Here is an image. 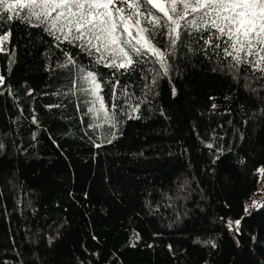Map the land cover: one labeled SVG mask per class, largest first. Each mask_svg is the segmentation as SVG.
<instances>
[{"label": "trees", "instance_id": "trees-1", "mask_svg": "<svg viewBox=\"0 0 264 264\" xmlns=\"http://www.w3.org/2000/svg\"><path fill=\"white\" fill-rule=\"evenodd\" d=\"M203 48L178 42L151 104L109 144L88 127L85 98L67 94L78 68L60 67L64 50L103 77L109 102L116 76L142 95L159 65L114 76L42 28L12 25L0 52V264H264V208L244 212L264 202V81L233 79ZM241 217L236 237L226 221Z\"/></svg>", "mask_w": 264, "mask_h": 264}, {"label": "snow or ice", "instance_id": "snow-or-ice-1", "mask_svg": "<svg viewBox=\"0 0 264 264\" xmlns=\"http://www.w3.org/2000/svg\"><path fill=\"white\" fill-rule=\"evenodd\" d=\"M17 21L42 28L57 41V47L66 43L80 49L95 65L112 69L114 76L134 73L138 67L143 72V65H159L158 70L152 69L155 75L141 77L149 80L143 85L142 95L123 86L116 76L109 102L103 77L80 65L73 54L64 50L66 59L60 67L78 68L67 94L85 98L84 115L91 121L88 127L100 131L109 144L118 138L124 117L140 119L141 106L151 104L149 94L159 78L169 75L170 60L178 42L183 44L185 38L203 39L204 54L222 65L221 70L233 79L242 73L247 76L250 71L256 80L264 81V0H0V52L7 51L11 27ZM160 34L167 38L168 47L157 39ZM3 85L5 77L0 75V86ZM12 91L8 87L10 94ZM172 95H177L175 87ZM32 123H39L35 115ZM105 126L115 131L104 135ZM4 148L0 143V150ZM256 171L264 178V167ZM250 208H264V202L253 200L251 206L245 204V216L251 214ZM243 219L226 221V227L236 237L242 235ZM206 243L213 249L217 247L213 240Z\"/></svg>", "mask_w": 264, "mask_h": 264}, {"label": "rangeland", "instance_id": "rangeland-1", "mask_svg": "<svg viewBox=\"0 0 264 264\" xmlns=\"http://www.w3.org/2000/svg\"><path fill=\"white\" fill-rule=\"evenodd\" d=\"M119 2V1H118Z\"/></svg>", "mask_w": 264, "mask_h": 264}]
</instances>
